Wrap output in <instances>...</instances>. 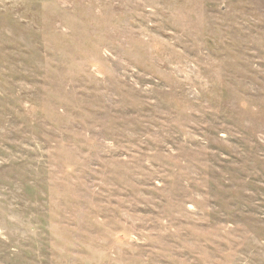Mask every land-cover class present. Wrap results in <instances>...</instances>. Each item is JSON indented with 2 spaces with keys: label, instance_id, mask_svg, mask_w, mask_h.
Wrapping results in <instances>:
<instances>
[{
  "label": "rangeland",
  "instance_id": "obj_1",
  "mask_svg": "<svg viewBox=\"0 0 264 264\" xmlns=\"http://www.w3.org/2000/svg\"><path fill=\"white\" fill-rule=\"evenodd\" d=\"M0 264H264V0H0Z\"/></svg>",
  "mask_w": 264,
  "mask_h": 264
}]
</instances>
